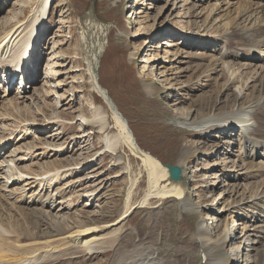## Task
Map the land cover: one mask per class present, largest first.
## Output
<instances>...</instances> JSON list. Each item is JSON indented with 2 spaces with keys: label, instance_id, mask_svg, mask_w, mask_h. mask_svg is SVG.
Here are the masks:
<instances>
[{
  "label": "rangeland",
  "instance_id": "374dc122",
  "mask_svg": "<svg viewBox=\"0 0 264 264\" xmlns=\"http://www.w3.org/2000/svg\"><path fill=\"white\" fill-rule=\"evenodd\" d=\"M49 1L50 13L47 11V23L41 29L42 34L37 46L39 48L36 51L40 62L35 76L36 82L34 87L28 89V96H31L33 101L18 100L16 92L22 88L19 81L6 87L5 82L1 81L4 75L0 74V108L3 109L2 112L0 109V119L3 121L0 122V138L11 137L6 142L4 154H7V157L4 159L12 161L13 165L18 167V172H25L28 176L38 175L35 177L42 180L46 174L57 172L56 168H61L59 171L64 172L76 168L81 170L77 169L79 174L57 186L51 185L48 179L37 182L30 179L7 189L4 183L11 178L12 172L8 167L12 164H6L5 170L9 173L7 176L3 175L6 177L5 181L0 180V217L8 223L10 230H18L20 233L33 232L45 240L37 225L29 220L27 222V219L21 216L23 211L20 208L24 205L21 202L22 197L24 194L29 197L32 193L43 191L45 196L51 194L60 204L63 200L58 198L59 194L65 191V199L69 200L71 208L63 209L58 216H51L49 221L43 218L41 223L44 226L41 228L58 224L61 228L73 226V230L78 231L80 224L92 227L114 223L123 215L133 182L138 180L132 195V203L137 204L145 193L170 180L168 170L160 161L165 165L181 167V155L185 150L188 155L181 168L188 183L186 195L198 212L183 213L176 198H155L145 207L135 209L122 226L119 225L122 234L117 239V246L109 252L97 255L91 260H86L87 257L83 254H79L74 260L68 259L69 256L66 255L63 258L48 260L45 264H111L116 248L128 252L140 244L145 247V253L156 258L158 264H214L208 257L203 256L200 241L196 236L201 221L204 225H209V231L213 228L210 225L211 220L207 221L209 214L221 218L214 234L215 241L210 243L211 255L213 258L219 256L215 259H219L222 264H237L232 251L237 246V238L245 231L242 233L239 223L241 219L231 217L246 215L250 210L252 213L246 215V219L251 215L250 221L244 219L241 222L249 229H264V198L261 202L252 198L264 193V170L257 166L249 170L245 168L251 159L242 160L240 130L236 132L231 147L225 146L221 153L217 154V148L203 149L201 143L215 141L214 144L218 145V137L200 139L193 130L181 125L177 118L191 111L194 119L200 122L213 113L238 111L243 101L250 99L253 88L248 90L243 84L261 87L263 80L255 77V71H245L248 68L245 64H248L249 60L244 55L248 54L247 48L252 49L256 44L258 48L264 49L261 47L264 46V29L259 31V36L254 39L256 42L239 38L238 31L242 27L248 28L250 20L241 16V10L235 9L238 6L229 8L228 14L224 12L225 15H215L211 12L212 0ZM227 1L232 4L241 1L253 6L254 3L256 6L262 4L260 0ZM45 5V0H0V35L12 27L18 28L21 25H24L25 33L29 32L34 21L43 19L42 7ZM226 16L236 17L235 20H229L225 19ZM225 21L229 23L230 29ZM100 30L106 35V49L100 58L98 70L100 85L108 91L114 105L128 121L138 145L149 154L148 156L134 150L131 137L127 136L123 123L107 105L109 102L106 97L107 103L103 99L104 95L97 93L92 86L88 61L91 53L88 45L84 43V37L88 33L95 44L99 40ZM230 32L234 34V39L228 36ZM244 46L247 47L243 48ZM222 48L242 55L240 64L233 69L236 73L234 77L233 72L228 70L209 74L210 65L212 67L223 61L218 59L216 54ZM262 60L263 58L256 60V67L263 66ZM46 69L49 72L45 74ZM219 69H222V66ZM261 72L262 70H258L257 73ZM49 74L51 79L48 80L45 77ZM204 74L209 76L205 77ZM235 77L238 78L230 88L227 91L223 89L227 80L233 81ZM202 80H206L205 83ZM202 82L203 89L199 88ZM184 85L190 87L185 90L182 88ZM35 89L48 92L51 97L48 98L42 93L40 98H36ZM201 97H208L211 102L203 105L197 103V99ZM177 98H180V101H177ZM15 99L20 102L18 107H8V102ZM92 104L107 113L109 122L105 129L95 121L96 114L92 110L96 107ZM82 116L90 118L88 125H84ZM35 119H40L41 123L56 122L58 125H52L44 132H39L33 130L35 126L32 124L31 130L26 134V125ZM19 122L25 123L21 125ZM115 133L122 134L125 144L116 154H103V148L105 149L107 144L106 138ZM84 134L87 135L86 138H79ZM215 135L222 138L218 140L226 138L221 133ZM19 137L23 140L19 141ZM45 147L62 152L48 151ZM91 159L96 166L83 168ZM70 164L73 165L69 166ZM216 164L219 167L213 168ZM239 174L241 177L237 182L232 176ZM247 181V184L251 183L248 187ZM236 184L240 187L236 188ZM15 188L20 189L15 195L11 194ZM92 193L95 195L89 198ZM32 208L41 211L37 210L41 208L38 204H33ZM209 209L220 211L211 213ZM221 212L224 214H219ZM255 219H261L259 226L255 227L249 223ZM234 220L236 222H233ZM227 224L230 228L236 225L239 227L235 229L231 240L227 237L220 242ZM50 234L52 233L45 232V236ZM13 236L14 240L30 242L26 236ZM255 246L258 248L256 251L249 250ZM255 246L247 247L243 254H246L248 249V255L258 262L257 252L264 248V238ZM144 257L145 254L143 257L141 254L136 257L137 263L129 260L132 258L128 259L130 262L125 259L124 264H140L142 261L146 264L149 260Z\"/></svg>",
  "mask_w": 264,
  "mask_h": 264
},
{
  "label": "bare ground",
  "instance_id": "6f19581e",
  "mask_svg": "<svg viewBox=\"0 0 264 264\" xmlns=\"http://www.w3.org/2000/svg\"><path fill=\"white\" fill-rule=\"evenodd\" d=\"M46 1H47V4L44 7H42V9H43V15H42L43 17L42 18L43 19L40 18L39 20L37 19L36 21H34L33 22V28H31V30L29 32L25 33L23 30L24 25H21L18 28L12 27L9 31L5 32V34L0 35V70H1L0 74L2 75V73H3V75H4L1 78V81L5 82V78H7L8 82H11L13 79L12 78L13 75L11 73L12 70L14 69V67H16L19 64V61H22V63H24L22 70H24V72H25L24 77L27 79V82L24 85H23V83L21 84V86L22 85L23 86L20 90H18L16 92V94L18 96L17 99L20 101H23V102L24 101L27 102L28 100L33 101L32 97L28 96V89H31L32 86L34 87V84L36 82L35 76H36V72H37V67H38V64L40 63V62H38V57H37L39 54L37 55L36 51H37V48H39L37 46L39 44L38 43L39 37L42 34L41 29L43 28V26L45 27L46 23H47L45 21V18H46V15L48 14L47 11H49V13H50V9H49L50 6L49 5L51 4V2L49 0H46ZM260 1L262 2L261 5L257 4V6H256V3H254L255 5L253 6L252 4L248 5V4H245V2H241V1L238 3L235 1L236 4H232L230 1H227V0H212L213 11H211V12H213L215 15L217 13H220V14L223 13L225 15L224 12H227V14H228V11H230V10H228L229 8H232L233 6H238V8H235V9H240L242 11V12L239 11L240 14L243 13V15H241V16L246 17V19L247 20L249 19L250 21H249L248 28L242 27L240 30L238 29L239 31H238L237 35L239 36V38L241 37V38L245 39V41L246 40L252 41V40L256 39L257 36H259V31L264 29V0H260ZM246 10H247V12H246ZM221 16H223V15H221ZM221 16H219V18ZM234 17H236V16H233V18ZM227 18H229V20L233 19V18L226 16L225 19H227ZM221 20L224 21V19H221ZM234 20H235V18H234ZM232 22L234 23V21H232ZM235 23H236V21H235ZM226 24H227V22H226ZM228 24L226 26H229ZM230 25H232V24H230ZM222 26H225V24ZM90 27H91V25H90ZM227 28L230 29V26ZM88 30H89V28H88ZM232 32H230V34L228 36L232 37L231 39H234L233 38L234 34ZM86 34L87 35H85V37H84V43H85V45H88L89 51L91 53L90 59L88 61H89V71H90V76H91V83H92L93 88L100 95H102V94L104 95V96L102 95L103 99H105V97H106L107 101L109 102V103H107V101L105 99L107 105L110 106L113 114L117 117V119L123 123L122 125H124L123 127L127 131V136H129V138L131 137L130 139L132 141L134 150L136 152L138 151L141 154L148 156L149 154L146 151H143V149H141L140 146L138 145L137 140H136L135 136L132 133V130L130 129V127L128 125V122L124 119V116L119 111L118 107L114 105V102L111 99L108 91H106L105 88L103 89V87L100 85L98 70H99V65L101 62L100 58H101V56H103V53L105 52V49H106L105 32L103 30L100 32V36L98 37L99 40H98V42L96 41L97 43H95V44L92 43V38H89V36H88L89 34L88 33H86ZM37 36H38V38H37ZM254 41L256 42V40H254ZM36 43H37V46H36L35 51L32 52L31 54L28 53V55L31 56L28 58L25 55L26 51L30 48L31 45H32V47H34V45ZM252 44H254V42ZM257 45L258 44H256V47L251 46V47H253L252 49L247 48L248 54H245L244 56H246V59L249 60L248 61L249 63L245 64L248 68L245 67L247 70H245V68H244V70L248 71V69H249V71L250 70L255 71L256 75L258 74L257 76L255 75V77L256 78L258 77V79L260 77L263 81H262V84L260 85L261 87H259V85L258 86L256 85L254 87H249L246 84H243V86L247 87L248 90H250L252 88L253 89L251 91L250 99L249 100L245 99L243 101L244 103L241 104V108L238 111L231 110V111H227V112L213 113L212 115L207 117V119L200 121V122L198 120L194 119L193 113H191V111H188L187 114H181L177 118L181 125L193 130L195 132V134L198 137H200V139L206 140L207 137L208 138H210V137L217 138L218 137V139H222L221 137H219L220 135L217 136V135H215V133L216 134H219V133L224 134L226 137L224 140H218V139L216 140L219 142L218 145L214 144L215 141L214 142L210 141L208 143H206L204 141L201 143V146L203 149L208 148V147H210L211 150L217 148V151H216L217 154H220L225 146H227L229 148L231 147L232 141H234V136H235L236 132L238 130H240L242 132L240 139H239V142L241 145L240 148H241L242 160L251 159L249 162H247L248 164L245 167V168H247V170H249L251 168H255L256 166L260 167L262 170H264V162H263L264 161V93H263L264 92V75H262L264 73V49L258 48L259 46L257 47ZM168 46H172V45H168ZM228 47H230V46H228ZM245 47H247V46H244L243 48H245ZM261 47L264 48V46H261ZM222 49H221V51L216 52V54L218 55V59H220V60L222 59L223 61L221 63L219 62L217 65L216 64L213 65L212 67L210 65L211 71L209 70V74L210 73L218 74V73H220V70H223V71L228 70L230 73H231V71L233 72V77H234V75L236 73H235V71H233V69H234V67H236L240 64L242 55H239L237 52L231 51L228 48L227 49L225 48L223 50ZM261 58H263V60H262L263 66L256 67V64H255L256 60L261 59ZM236 62H238L237 65H234V64H236ZM48 66H50V64H48ZM220 66H222V69H219ZM31 67H33V68L31 69ZM239 67L241 68L242 65ZM258 70H262L261 74L257 73ZM47 72H49V71H47V69H46L45 74ZM221 73H222V71H221ZM204 76H205V74H204ZM208 76L206 75L205 77H208ZM45 78L48 80L51 79L50 74H49V76H47ZM55 78H57V77H55ZM237 78L238 77H235V79L233 81L227 80L223 89H225L227 91V89L230 88L229 86L231 84H233ZM202 81L205 83L206 80H202ZM203 82L199 85V88H201V89H203V86H202ZM6 83L7 82H5V85H6ZM7 86H8V83H7ZM188 86L189 85H184L182 88L186 90L190 87V86L189 87ZM34 93H35L36 98H40L42 96V93H44L43 94L44 96H48V98L51 97L48 92H46V93L44 91L39 92L36 89L34 90ZM26 95H27V97H26ZM204 98H206V97L198 98L197 103L203 105V104H207V103L211 102L210 98H208V97H207V99H204ZM17 99H15L12 102L9 101L8 102L9 105H7V106L8 107H13V106L18 107L17 105L20 102ZM177 101H180V98H177ZM177 101H176V104H178ZM93 106L96 107L92 110L96 114V118H94L95 121L99 122L102 125L103 129H105L106 126L108 125V122H109L107 113L104 112L101 107H97L96 105H93ZM2 110L3 109H1V112H2ZM29 110L32 111L31 108ZM1 112H0V116H1ZM118 112L120 115L118 114ZM39 120L35 119L33 122H30V123L28 122V124L25 127V130H26L25 133L27 134V132H29V129H30L32 124H34V126H35V128H33V130H38L39 132H42V131L44 132V130H46L48 127H50L52 125H58L56 122L41 123ZM81 120H83L85 123V122L89 121L90 118L88 117V119H87L86 117L82 116ZM0 122H3V121L0 119ZM22 123H25V122H19V124H21V125H22ZM86 137H87V135L84 134L83 137H79V138L84 139ZM10 138H11L10 136L5 137V138H0V151H1L0 152V157H1V160H0V180H3V179H4V181L6 180L5 176L8 175L7 173H9L5 170L7 168L6 164H9L10 162L12 164L10 166V168L8 167V169L11 170L12 175H11V178L9 177L10 180L8 182L4 183L5 187L7 189H12L13 187H15V185L22 184V182H24V181L25 182L30 181V179H34V181H36V182L41 180V179H38V177H35L38 175H35L33 177V176H28L27 174H24L25 172L24 173L18 172L19 171V170H17L18 167L14 166L12 161L8 162L7 160L4 159L7 157L6 156L7 154L6 155L4 154L5 149L2 150L1 142H4L5 146H6V142H8V139H10ZM14 140H15V138H14ZM18 140L19 141L23 140V138L19 137ZM25 140L26 139L24 138V141ZM106 143L107 144H106L105 149L103 148L104 152L105 153L111 152L113 154H116L117 151L119 150V148H121V146L123 144H125V141H124V137L122 136V134L120 135L118 133H115L114 135H112V136L110 135L106 138ZM211 143H212V145H209ZM10 144H12V143H10ZM44 144H46V143H44ZM45 148L48 149V151L62 152V150L58 151V150L49 149L47 147H45ZM45 148H43V149H45ZM207 151H208V149H207ZM250 151L252 152V154L249 155L248 152H250ZM187 155H188L187 151L184 150L182 155H181V157H182L181 162H180L181 167L184 166V161H185ZM259 159H260V162H259ZM24 160H26V159H24ZM155 160L158 162L157 159H155ZM93 161H94L93 159L88 161L87 162L88 165L84 164L83 168H91V167L96 166V164ZM121 161H122V158L119 159V162H121ZM160 163L162 164V166H164L166 168L165 164H163L161 161H160ZM258 163L261 164V166H259ZM54 165H55V163H54ZM72 165L73 164H70L69 166H72ZM214 167H219V165L216 164L213 166V168ZM56 169L58 170L57 172L46 174L45 177H43V179L41 181H46L48 179L49 180L48 182L51 185L57 186L59 183L62 184L67 179H69L73 176H76L77 174H79V171L81 170V169L79 170L78 168H76V169H70V170L64 172L62 170L59 171L61 168H56ZM234 170H236V169H234ZM168 172H169V170H168ZM3 175H5V176H3ZM23 175H26V176H23ZM247 175H248V172H247ZM240 177H241V174L232 176V178L237 182H238V179ZM183 180L184 181L181 183L174 182L171 180H168V182H166V183H161V184H159V186H157L155 189H153V191L145 193L142 196V198L140 199L141 201L139 200V202L137 204H134V203H132V195L134 193V189L138 185V180H136L131 185L132 187H131L128 195H127L128 198H127L126 204L124 206L123 215L116 222L108 223L106 225H93L92 227L85 226V225L81 226V224H80L78 231H74L73 226H70L69 224H67V226L69 225L68 228H63V227L61 228L58 224L51 225V226L47 225L46 227L41 228L44 226L43 223H41L43 218H44V220L47 219V221H49V219H51V216H53V215L58 216L57 214L60 213L63 209H70L71 208V207H69L70 206L69 200L65 199V195H66L65 191H61V193L59 194L58 198L63 200L62 203H60V204L57 203V200H55L54 196H52L51 194L46 193L47 195L45 196V193H43V191L37 192V193H32V195H30L29 197H27V195L24 194L22 197L23 201L20 200L22 202V204L24 203V205L21 206V208H20L23 211L21 216H24V218L27 219V222H28V220L30 222L31 221L34 222L38 227L39 233H41V235H43L45 237V240H42L40 237L35 235L33 232L32 233H30V232L20 233L18 230H12V229L10 230L8 223H6L0 217V264H45L46 262H48V260L63 258V257H66V255L69 256V257H67L68 259L74 260V258L77 257L79 254L85 255L87 257L86 260L94 259V257H96L97 255H103V253L109 252L111 249H113V247L115 245L117 246V244H116L117 239L122 234L121 233L122 228H119V225L122 226L123 222L130 215H132V213L135 209H137L138 207H142V208L145 207L146 205L149 204L150 201H152L155 198H161V199H165V198H169V197H172L174 199L176 198L179 205H180L181 211L183 213H185V212L196 213V212H198L197 208L192 205L191 199L189 198L188 195H186V192L188 190V186H187L188 183H187V180H186V177L184 174H183ZM57 181H59V182L56 183ZM217 181H219V179ZM248 181L246 182V184L248 183ZM220 184L218 185V187L220 186ZM250 184H247L246 186L248 187V186H250ZM235 187L238 188V187H240V185L236 184ZM19 189L15 188L11 194L14 193V195H15L16 191ZM54 190H56V189L54 188ZM0 192H2L1 188H0ZM94 195L95 194L92 193L88 197L92 198V196H94ZM1 197H2V195L0 193V198ZM252 198L255 201L261 202L260 200L264 198V193L259 195V196L256 195ZM33 204H38L41 208L37 209V210H41V211L40 212L35 211L36 208H32ZM18 210H19V208H18ZM26 210H30V211H26ZM230 210H228V212H230ZM215 211H218V210H216V209L210 210L211 213L212 212L214 213ZM251 213L252 212L250 210H248L246 215H249ZM17 214H18V212H17ZM219 214H224V212H221ZM246 215L239 214V215H234L233 217H231V218L239 217L241 219L239 223L242 226V233H243V231H245L243 234H241V236H239L237 238V246L233 249L232 253H233V255H235V261L237 264H264V248L262 249L261 252H259V253L257 252L258 262L253 261L252 260L253 257L248 255L249 250L250 251H256L258 249V248H256L255 245L262 242V238H264V229L258 230L257 229L258 227L257 228L252 227V229L251 228L249 229V227H247V225H245L244 223L241 222L244 219H246ZM250 216H248V218L246 220L250 221V219L252 218ZM60 218H62L61 215H60ZM68 218H69V216H68ZM65 219H67V218H63V220H65ZM208 220H211L210 225L213 226V228H211V231H213L214 234H216V228L219 226L218 224H219V222H221V218L217 217L216 215L209 214V219H207V221ZM233 222H236V221L234 220ZM246 223L248 224V222H246ZM249 223L252 224V226L256 227V226H259V223H261V219H255ZM262 223L264 225V222H262ZM56 225H58V226H56ZM198 226L199 227L197 229L196 236L198 237V239L200 241L199 245H200L201 249L203 250V256L208 257L209 260H211L214 264H222V262L219 259H215L219 256H216L215 258H213V256L211 255L212 254V248H211L210 243L214 242L215 240H214V235L208 234L209 229H208V232L205 233V227H207V226L209 227V225L207 224V226H206L201 221V223ZM237 227H239V225H236V226L230 228V225L227 224L225 226V229L223 230V236H221L219 241L221 242L224 239H226L227 237H230V240H231L232 239L231 237H233L232 234H235V229ZM8 229H9V231H8ZM48 229H50V230H48ZM47 231L51 232L52 234L45 236V232H47ZM251 231H253L254 233L250 234ZM17 234L28 237L30 242H27V243L21 242V241H23L22 239L21 240L20 239L14 240L13 235H17ZM249 237L253 238L251 240H254V241H251L249 239ZM138 246L139 247H135L132 251H128V252H126L125 249L116 248L114 260L112 261L111 264H124V261H126L125 259H127V261H128L129 258H132L129 260H133L134 262L137 263L136 259L138 258V256L140 254L142 257L145 254L144 258H148L149 261H147L146 264H158V261L156 260V258H154L152 255H150L147 252L145 253L146 249L144 246H142L141 244ZM251 246H255L256 249L253 247H252L253 249L249 248V250L248 249L246 250L247 253L243 254V251L247 247H251ZM235 252H237V253H235ZM128 262H130V261H128ZM136 263H128V264H136ZM138 263H140V262H138ZM140 264H144V262L142 261Z\"/></svg>",
  "mask_w": 264,
  "mask_h": 264
},
{
  "label": "water",
  "instance_id": "95a60500",
  "mask_svg": "<svg viewBox=\"0 0 264 264\" xmlns=\"http://www.w3.org/2000/svg\"><path fill=\"white\" fill-rule=\"evenodd\" d=\"M119 114V112H118ZM120 115V114H119ZM128 122V121H127ZM166 168L169 170V179L174 182L181 183L183 182V170L178 165H165Z\"/></svg>",
  "mask_w": 264,
  "mask_h": 264
}]
</instances>
